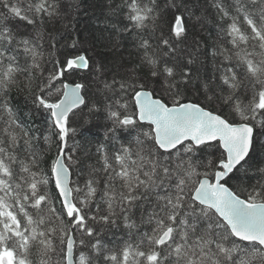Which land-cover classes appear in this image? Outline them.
<instances>
[{
  "label": "snow or ice",
  "instance_id": "6c2138e0",
  "mask_svg": "<svg viewBox=\"0 0 264 264\" xmlns=\"http://www.w3.org/2000/svg\"><path fill=\"white\" fill-rule=\"evenodd\" d=\"M0 264H264V0H0Z\"/></svg>",
  "mask_w": 264,
  "mask_h": 264
},
{
  "label": "trees",
  "instance_id": "16d2710c",
  "mask_svg": "<svg viewBox=\"0 0 264 264\" xmlns=\"http://www.w3.org/2000/svg\"><path fill=\"white\" fill-rule=\"evenodd\" d=\"M84 23H87L89 25L90 28H95L97 27V24L95 22V20H88V19H85Z\"/></svg>",
  "mask_w": 264,
  "mask_h": 264
}]
</instances>
